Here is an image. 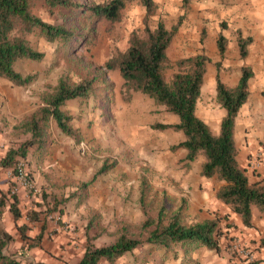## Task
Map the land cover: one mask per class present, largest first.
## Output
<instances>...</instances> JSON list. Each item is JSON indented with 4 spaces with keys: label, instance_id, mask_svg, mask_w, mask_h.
<instances>
[{
    "label": "trees",
    "instance_id": "trees-1",
    "mask_svg": "<svg viewBox=\"0 0 264 264\" xmlns=\"http://www.w3.org/2000/svg\"><path fill=\"white\" fill-rule=\"evenodd\" d=\"M132 0H0V77L10 80L16 85H27L36 79V74H21L16 71L15 63L20 59L41 60L44 52L37 50L31 43L29 35L36 33L48 42L58 41L65 45L80 38L86 44L92 42L94 36L93 22H118L122 19L126 5ZM146 12L142 29H134L128 38V46L124 50L113 52L101 65L106 71L118 70L124 85L128 90L141 92L151 98L156 105L162 106L164 111L178 116L175 124L156 122L151 128L171 129L181 132L183 139L170 146L171 150L183 148L186 151L185 161H195L199 155L204 156L201 175L216 176L225 181V185L216 192V197L228 205L232 213L240 217L246 227L252 226L253 211L256 207L264 213V174L254 182H250L248 173L238 160V148L235 141V121L242 105L249 95V79L252 71L249 66L241 68V75L236 85H229L216 74V101L226 110L220 121L219 131L214 133L210 126L196 115L195 109L204 83L209 58L203 52L186 56L171 62L168 49L178 31L180 20L172 27H167L162 19H158L154 26L149 23V17L156 11L154 0H141ZM45 11L52 19L62 18L64 14L75 15L81 31L70 25L65 19L51 22L42 18L37 10ZM224 23L222 24V26ZM251 37L238 35L239 55L244 58L248 54ZM227 40L219 34L217 49L220 58L226 51ZM219 66V62L216 63ZM98 69V67H97ZM171 70L170 74L166 72ZM101 77L84 78L78 82H71L66 77L58 79L57 83L41 95V104L29 114L22 116L12 126L9 137H13L12 145L5 155L0 158V167H12L20 158L31 156L35 166L43 165L49 148L53 143L51 120L55 122L62 134L79 141L78 131L71 125L72 117L62 109L64 103L77 97H88L94 93L97 79ZM264 153V143H262ZM30 160V161H31ZM264 162V157H263ZM110 166L105 162L87 182L77 183V188L85 189L95 178L106 172ZM31 177V172L28 170ZM32 179V177H31ZM145 180L142 179L139 205L144 219L138 224H121L117 228L118 234L114 241L98 246L89 230L96 226V221L88 219L84 225V246L82 257L76 264H98L105 259L113 262L123 254L139 245L150 244L171 252L178 248L192 252L199 246L219 249L222 235H226L230 228L235 227L229 215L224 216L226 223H220V217L196 221L189 225L181 218L182 208L168 213L161 205L156 217H151L145 203ZM34 195L35 210L27 211L29 221L34 222L37 217L45 213L62 210L61 203L74 196L72 190L65 198L64 195L48 193L46 187L41 191L26 190ZM13 219L17 222L22 217L17 194L0 197V219L6 205ZM97 216V214H96ZM228 219V222H227ZM23 256L26 250L39 246L43 239V229L34 236L28 234L30 226L19 225ZM12 237L0 227V264H18L16 257L5 255L4 248ZM227 248L231 247L228 236ZM264 246V237L260 241ZM230 250V249H229ZM234 264H252L237 252H230ZM239 262V263H238ZM43 264V263H38Z\"/></svg>",
    "mask_w": 264,
    "mask_h": 264
},
{
    "label": "rangeland",
    "instance_id": "rangeland-1",
    "mask_svg": "<svg viewBox=\"0 0 264 264\" xmlns=\"http://www.w3.org/2000/svg\"><path fill=\"white\" fill-rule=\"evenodd\" d=\"M154 1L156 11L154 15L149 17L151 26H154L159 18L167 27H172L179 20V27L187 24L200 29L202 23L209 27L214 26L215 20L205 16L199 0ZM145 12L146 9L141 0H132L126 5L120 21L115 23L93 22L94 36L90 44L84 43L80 38L67 45L58 41L48 42L36 33H32L29 35L32 45L37 50L44 52V56L41 60L20 59L15 63V69L24 75L36 74V79L27 85H16L10 80L0 77L1 91H32L39 97L41 104L42 93L54 86L61 77H66L71 82H78L84 78H100L101 74L99 73H105V79L96 80L92 95L68 100L62 106V109L72 117L71 125L78 131L79 141L76 142L67 136L74 141V149L68 154H62L63 156L52 153L54 159L50 169L52 178H49V175L43 178L49 185L47 188L51 189L46 188L48 193H55L56 195L60 192L58 195H64L65 198L66 194L74 191L72 198H67L61 203L62 215H64L67 207L74 212L78 211L74 216V219L76 217L77 220H74L73 224L71 223L75 231L77 229L75 223H81V226H84L90 218L96 221V226L89 230V234L91 236L98 234L94 239V243L98 246L114 241L118 234L117 228L121 224H138L144 219L145 216L139 205L142 179L145 180L143 187L145 189L146 209L149 215L156 217L161 205L165 206V211L168 213L181 206L183 207L181 218L187 225L196 222L192 219L193 214L190 210V203L196 204L200 201L195 183L200 179H210L217 188L216 192L226 184L224 180H220L216 176L208 178L201 175V166L205 160L203 155H199L197 161L187 163L185 161L186 151L183 148L170 149L171 145L180 141V137L183 135L181 132L151 128L153 123L159 122L161 116L158 113L163 111L160 110L163 108L162 106L156 105L151 98L141 92L128 90L118 70L108 72L101 67L113 52L124 50L128 46V38L132 30L142 29ZM37 13L51 22H60L65 19L68 24L81 31V26L79 22L77 23L79 17L77 14H64L62 18L54 20L41 9L37 10ZM199 31H201V47H197L194 52H203L210 62L214 55L203 46V39L206 35L205 29L202 28ZM190 52L187 49L182 50L175 36L168 49V56L173 63L179 58L186 57ZM209 62L206 70L208 67L209 69L205 75L207 83L208 77L206 78V76L208 74L214 75L215 69L220 71V68L223 67L220 60L214 63ZM217 62H219L218 67L216 66ZM210 70L211 72H209ZM170 72L171 70H168L166 74L169 75ZM204 98H208L206 94ZM32 111L24 113L22 116ZM50 123L52 131L53 127L57 126L52 120ZM11 139L13 137L6 139L7 146L2 147L3 155L1 157L12 145ZM262 143L264 141L259 142L261 150L249 154L254 156L246 162L240 159L238 149L239 163L247 170L250 182L259 180L264 174ZM244 158L246 157L244 156ZM20 159L27 162L33 180L34 170L45 166L48 156L45 157L43 165L40 166L34 165L31 156ZM104 162L110 166L106 172L99 174L85 189L77 188V183L89 181ZM59 167L66 170L64 171L66 175H71L69 179L62 180L56 176L57 172H63ZM197 167L200 168L199 173L196 172ZM0 169L4 179L11 187L14 184L12 175L15 164L12 167H0ZM46 173L48 174V172ZM79 174L82 179L76 178V175ZM74 175L75 177H73ZM33 182L38 191L44 187L41 182L34 180ZM219 182L223 184L218 186L217 183ZM68 183L73 188H69L67 192L65 189L55 192V189L61 185L68 187ZM224 206L231 211L228 205L224 204ZM252 211L254 214L264 215L256 207H253ZM216 215L221 218L220 223L224 225L226 223L224 216L228 215V212L223 211L216 213ZM62 224L65 227H70L65 215ZM263 237L256 241L257 243L251 244L236 238L243 249L253 255L248 262L261 264V261H264V255L259 258L254 254V251L264 248V246H260ZM221 238H224V235ZM184 250L185 248L183 250L178 248L169 252L150 244H142L113 262L102 259L98 264H162L170 256L181 258L182 264H192V257L190 256L192 253H186ZM76 262V257H74L71 264H76Z\"/></svg>",
    "mask_w": 264,
    "mask_h": 264
},
{
    "label": "crops",
    "instance_id": "crops-1",
    "mask_svg": "<svg viewBox=\"0 0 264 264\" xmlns=\"http://www.w3.org/2000/svg\"><path fill=\"white\" fill-rule=\"evenodd\" d=\"M199 4L202 6L201 10L205 13V16L212 18L213 21L215 20L214 26L212 27L204 23L200 26V29H205L206 33L203 39L204 48L211 51L214 57H216L211 58L209 63L220 60L223 67L220 68V71L215 69L214 75L208 74L206 76V78L208 77V83L204 76V83L201 87L195 112L199 118L210 126L214 133H217L219 131L220 121L225 116L226 110L218 105L215 100L216 74L218 73L220 79L229 85H236L241 75V68L243 66H249L252 71V76L248 83V99L240 108L235 121L236 145L239 149L240 159L246 162L254 156L249 154L261 150L259 142L264 141V0H199ZM223 23L224 25L222 26ZM200 29L187 24L178 28L175 36L182 50L187 49L189 52L192 51L187 55L196 53L194 52L196 48L201 47ZM219 34H222L227 40L226 51L222 58H220L217 49V38ZM239 34L242 37H251L252 39L247 47L248 54L244 58L239 55L237 42ZM205 94L208 97L207 99L204 98ZM39 105V97L32 91H1L0 89V158L3 155L2 147L4 145L5 147L7 146L6 139L10 138L9 135L13 124L24 113L34 110ZM160 110L163 111L158 113L161 116L159 122L169 124L178 122V116L164 111L163 108ZM52 136L53 144L48 151V160H46L45 166L34 170L35 173L33 174V180L35 182H41L46 188L49 185L43 178L48 175L49 178H52L50 170L53 165L52 162L54 161L52 153L54 155L58 153L60 156H63L62 154H68L75 146L74 141L70 137H67V135L62 134L57 127H53ZM100 138L102 139L101 136ZM180 138L182 139L183 135ZM59 168L63 172L58 173L55 170L57 172L56 176L62 180L69 179L71 175H66L64 172L66 170L63 167ZM196 172H200L199 167L196 168ZM76 176V178L82 179L80 174ZM0 177V197L2 194H6L7 196L10 193V186L4 179L1 169ZM195 184L200 201L196 204L190 203V210L193 214L192 219L194 221H202L208 218H214L216 217V213L224 211L230 214L229 218L235 227L230 228L228 233L224 235V238L220 239L218 243L219 249L202 245L192 250V254H190L192 264H234V260L230 257L231 253L227 248V235L233 236L230 244L232 240L237 239L249 244L257 243L256 241H259L264 236V215L254 214L252 212V226L246 227L242 224L239 216L232 213V211L224 206V203L215 197L217 188L213 185L212 180L204 178L198 180ZM222 184L221 182L217 183L218 186ZM68 185L70 187L61 185L58 189H55V192L59 190L63 191V189L67 192L69 188H73L71 184L68 183ZM47 189L51 190L49 188ZM17 195L19 207L22 211L20 220L16 222L13 219L8 204L0 219V227L12 237L11 241L4 248L3 253L16 257L18 264H71L74 257H76V261L78 262L82 257L83 241L85 239L83 235L84 226H81V223H75L77 226L76 231L71 226L75 222L74 220H77L76 217L74 219V216L78 211L74 212L69 207L65 210L64 215L66 216L67 222L70 223V227H65L62 224L64 215L62 213L60 214L59 211L46 215L42 213L34 222H30L26 216L27 211L36 209V198L24 189H21ZM22 223L30 226L28 230L30 236L37 235L43 229L41 244L26 250L23 256L18 254L23 245L21 233L18 229ZM254 254L259 258L262 257L264 255V248H259L258 251H254ZM162 264H182V259L170 256ZM261 264H264V261H261Z\"/></svg>",
    "mask_w": 264,
    "mask_h": 264
},
{
    "label": "built area",
    "instance_id": "built-area-1",
    "mask_svg": "<svg viewBox=\"0 0 264 264\" xmlns=\"http://www.w3.org/2000/svg\"><path fill=\"white\" fill-rule=\"evenodd\" d=\"M12 179L14 184L10 187L11 194H18L21 189H24L25 191L30 189L34 192L38 191L33 180L28 174V164L24 159H20L16 163ZM229 249L230 252H237L242 257L246 258L247 261L252 259L253 255L251 252L243 249L241 244L236 240L231 243V247Z\"/></svg>",
    "mask_w": 264,
    "mask_h": 264
}]
</instances>
